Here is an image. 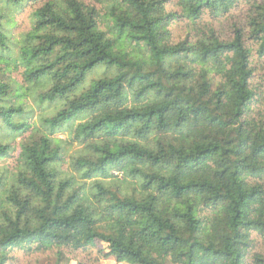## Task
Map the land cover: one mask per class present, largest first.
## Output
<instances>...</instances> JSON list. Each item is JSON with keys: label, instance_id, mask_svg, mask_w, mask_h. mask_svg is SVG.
Wrapping results in <instances>:
<instances>
[{"label": "clouds", "instance_id": "obj_1", "mask_svg": "<svg viewBox=\"0 0 264 264\" xmlns=\"http://www.w3.org/2000/svg\"><path fill=\"white\" fill-rule=\"evenodd\" d=\"M0 264H264V0H0Z\"/></svg>", "mask_w": 264, "mask_h": 264}]
</instances>
